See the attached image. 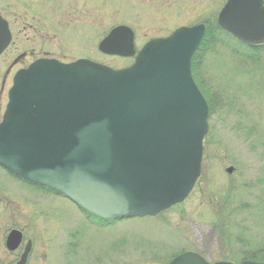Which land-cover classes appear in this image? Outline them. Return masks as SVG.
I'll use <instances>...</instances> for the list:
<instances>
[{
    "label": "water",
    "instance_id": "water-1",
    "mask_svg": "<svg viewBox=\"0 0 264 264\" xmlns=\"http://www.w3.org/2000/svg\"><path fill=\"white\" fill-rule=\"evenodd\" d=\"M217 22L247 44H262L264 0H228ZM205 32L202 23L183 26L137 53L134 31L116 26L99 50L135 57L123 69L87 59L38 60L15 76L9 91L0 165L102 219L155 216L183 202L201 175L209 130V105L191 69ZM10 40L0 17V54ZM21 241L13 230L6 246L14 251ZM30 250L28 243L16 264H27ZM169 264L212 263L186 251Z\"/></svg>",
    "mask_w": 264,
    "mask_h": 264
},
{
    "label": "rangeland",
    "instance_id": "rangeland-1",
    "mask_svg": "<svg viewBox=\"0 0 264 264\" xmlns=\"http://www.w3.org/2000/svg\"><path fill=\"white\" fill-rule=\"evenodd\" d=\"M225 2L101 0V10L91 12L89 23L98 27L102 37L117 25L130 26L139 50L150 39L181 26L216 21ZM89 31H94L85 45L89 58L114 69L133 63V58L101 53V33ZM224 36L226 41L209 45L199 59L198 82L213 109L201 176L186 200L156 217L103 223L71 200L25 185L0 166V264H10L20 255V250L9 252L5 245L12 229H23L35 239L28 264H169L185 251L214 263L232 256L241 259L243 251L257 246L256 241L239 244L237 238H264V47L254 61L247 55L249 50ZM79 54L76 49L75 55ZM6 103L4 92L0 120ZM230 166L232 173L226 171ZM227 204L229 211L220 214ZM51 207L56 217L47 219L45 211ZM227 215L230 223L223 227Z\"/></svg>",
    "mask_w": 264,
    "mask_h": 264
},
{
    "label": "flooded vegetation",
    "instance_id": "flooded-vegetation-1",
    "mask_svg": "<svg viewBox=\"0 0 264 264\" xmlns=\"http://www.w3.org/2000/svg\"><path fill=\"white\" fill-rule=\"evenodd\" d=\"M100 2L101 0H0V17L7 21L12 34L9 46L0 55V96L7 92V86L13 85L14 76L19 71L28 69L37 60L53 59L70 63L79 59H91L85 54V45L94 32L89 29H95V35L101 33L97 31L95 24L89 23L92 20L91 12L101 10ZM96 19L94 17L95 21ZM98 20L101 21L100 17ZM100 37L103 38L102 33ZM76 49L79 55H75ZM44 217H56L55 207L45 211ZM17 230L23 236L17 249L21 252L18 259L10 264L20 259L26 245L30 243L28 264L35 239L27 236L23 229Z\"/></svg>",
    "mask_w": 264,
    "mask_h": 264
},
{
    "label": "trees",
    "instance_id": "trees-1",
    "mask_svg": "<svg viewBox=\"0 0 264 264\" xmlns=\"http://www.w3.org/2000/svg\"><path fill=\"white\" fill-rule=\"evenodd\" d=\"M207 23V29H206V33H205V36L198 48V50L196 51V53L194 54L193 56V59H192V70H193V74H194V77L196 79V81L198 82V77H197V68H199V59L201 57V51L205 48H208L209 45L211 44H216L218 42H221L222 39L225 40V36L226 37H230V38H233L228 32H226L225 30H223L218 24L216 21H206ZM236 40V39H235ZM226 41V40H225ZM243 47H245L247 50L250 51L248 57L254 61H257L260 57V49L263 47V46H250V45H246V44H243L242 42L238 41ZM218 45V44H217ZM198 85L201 87L200 83L198 82ZM203 93L205 94L206 91L203 90ZM206 98L208 99V102H209V105H210V110L212 111L213 109V102L211 101V99L209 97H207V95H205ZM230 203V202H228ZM224 204V203H223ZM222 205V204H221ZM227 212V210L229 211L228 209V204H227V207L226 206H223L221 207V210H220V214H224L225 211ZM227 220L228 221H223L222 223V226L223 227H226L227 224L230 223V219H229V215H227ZM227 222V224H226ZM225 224V225H224ZM258 239V241H257ZM239 244H247V245H251V243H257L256 247H254V249L252 248H249V250L247 251H243V254H242V258L241 259H237L235 257H231V258H228L227 260H232V261H235L238 263H241L242 261L244 260H255V261H264V238H259V237H256V239L254 238V236H250L249 238H246L245 236H238L237 238ZM251 247V246H250Z\"/></svg>",
    "mask_w": 264,
    "mask_h": 264
}]
</instances>
